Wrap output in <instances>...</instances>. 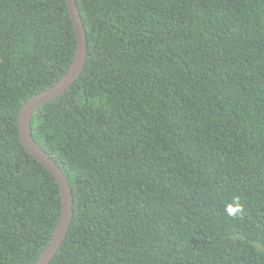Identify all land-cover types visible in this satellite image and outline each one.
Instances as JSON below:
<instances>
[{
  "label": "trees",
  "instance_id": "trees-1",
  "mask_svg": "<svg viewBox=\"0 0 264 264\" xmlns=\"http://www.w3.org/2000/svg\"><path fill=\"white\" fill-rule=\"evenodd\" d=\"M76 1L84 70L31 125L73 191L49 264H264V0ZM76 45L66 0H0V264H35L60 217L18 115Z\"/></svg>",
  "mask_w": 264,
  "mask_h": 264
},
{
  "label": "water",
  "instance_id": "water-1",
  "mask_svg": "<svg viewBox=\"0 0 264 264\" xmlns=\"http://www.w3.org/2000/svg\"><path fill=\"white\" fill-rule=\"evenodd\" d=\"M71 14L77 45L74 59L68 70L51 87L30 97L21 107L18 128L27 151L42 163L57 180L61 192V213L51 240L35 264H49L63 244L73 219L72 187L59 164L33 138L32 121L36 110L66 92L82 74L88 52L86 30L76 0H66Z\"/></svg>",
  "mask_w": 264,
  "mask_h": 264
},
{
  "label": "clouds",
  "instance_id": "clouds-1",
  "mask_svg": "<svg viewBox=\"0 0 264 264\" xmlns=\"http://www.w3.org/2000/svg\"><path fill=\"white\" fill-rule=\"evenodd\" d=\"M244 211L243 205L239 198H234L231 203H227L225 207V214L230 217H236Z\"/></svg>",
  "mask_w": 264,
  "mask_h": 264
}]
</instances>
